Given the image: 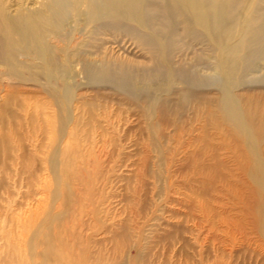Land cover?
I'll use <instances>...</instances> for the list:
<instances>
[{
  "label": "rangeland",
  "instance_id": "obj_1",
  "mask_svg": "<svg viewBox=\"0 0 264 264\" xmlns=\"http://www.w3.org/2000/svg\"><path fill=\"white\" fill-rule=\"evenodd\" d=\"M4 83L0 76V101ZM21 84L29 99L13 107L22 120L8 122L12 153L0 160V264H36L32 237L58 210L50 241L70 264H264L263 195L250 181L248 157L202 112L187 105L175 117L167 109L153 132L140 107L72 76L79 121L61 143L72 149L68 196H55L47 163L53 109L34 82ZM105 229L118 236L111 241Z\"/></svg>",
  "mask_w": 264,
  "mask_h": 264
},
{
  "label": "bare ground",
  "instance_id": "obj_2",
  "mask_svg": "<svg viewBox=\"0 0 264 264\" xmlns=\"http://www.w3.org/2000/svg\"><path fill=\"white\" fill-rule=\"evenodd\" d=\"M74 75L140 107L153 132L155 116L162 119L167 109L175 117L187 105L202 112L205 124L220 128L248 157L250 181L263 195L264 237V0H18L10 6L1 0L0 160L12 153L8 122L22 120L13 107L23 109L29 99L21 83L34 82L53 109L47 163L55 196H68L72 149L61 143L79 121L70 106ZM53 213L32 237L36 264H70L50 241V223L62 211ZM111 233L113 241L118 235Z\"/></svg>",
  "mask_w": 264,
  "mask_h": 264
}]
</instances>
